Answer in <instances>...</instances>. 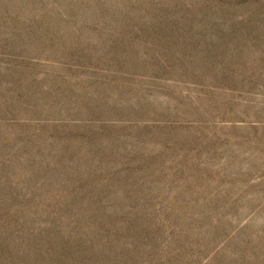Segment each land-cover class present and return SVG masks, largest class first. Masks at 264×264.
Wrapping results in <instances>:
<instances>
[{"label": "rangeland", "instance_id": "obj_1", "mask_svg": "<svg viewBox=\"0 0 264 264\" xmlns=\"http://www.w3.org/2000/svg\"><path fill=\"white\" fill-rule=\"evenodd\" d=\"M0 264H264V0H0Z\"/></svg>", "mask_w": 264, "mask_h": 264}]
</instances>
